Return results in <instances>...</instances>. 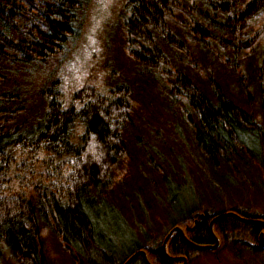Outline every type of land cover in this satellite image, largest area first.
Masks as SVG:
<instances>
[{
    "label": "trees",
    "instance_id": "1",
    "mask_svg": "<svg viewBox=\"0 0 264 264\" xmlns=\"http://www.w3.org/2000/svg\"><path fill=\"white\" fill-rule=\"evenodd\" d=\"M91 3L0 0V145L5 146L0 174H7L0 178V251L4 248L15 264H49L37 246L43 231L75 249L73 256L82 264H93L87 254L91 244L107 240L92 205L110 203L106 190L117 187L113 177L128 173L129 155L121 160L123 132L140 107L115 66L117 55L141 77L140 85L153 87L159 81L168 100L178 103L203 167L225 164L235 170L238 164L245 169L255 161L264 171V125L258 128L243 102L214 77L215 68H227L241 83L244 61L258 63L264 53V0H123L109 8L114 16L108 23L110 37L99 57L109 63L97 61L98 70L84 78L67 103L59 66L87 26ZM192 36L197 39L191 46L180 45L181 38ZM114 40L119 48L111 49ZM263 70L264 64L260 75ZM258 84L264 108V77ZM148 158L147 170L158 171L159 162ZM178 214L172 227L186 220L179 208ZM230 226L233 221L226 219L215 230L222 235ZM199 233H193L195 243L213 244L207 225ZM180 240L176 236L171 242L172 256L183 255ZM137 244L131 243L132 253L141 249ZM148 254L155 264H174L161 252Z\"/></svg>",
    "mask_w": 264,
    "mask_h": 264
},
{
    "label": "rangeland",
    "instance_id": "2",
    "mask_svg": "<svg viewBox=\"0 0 264 264\" xmlns=\"http://www.w3.org/2000/svg\"><path fill=\"white\" fill-rule=\"evenodd\" d=\"M122 2L123 0H92L87 26L77 42L69 47L67 56L62 58L59 66L60 90L67 103L72 91L79 88L84 78L92 71L98 70L96 62L100 60L102 50H106V39L110 37V33L107 32L108 23L114 17L109 8ZM114 46L115 48L111 49L119 48L116 40ZM261 48L264 52V46ZM117 57V70L122 76L126 74L130 83L129 92L133 95L134 101L140 103V107L137 111L134 110L132 126L123 132L126 153L121 152V155L130 157L128 173L124 178L113 177V183L117 187L112 192L106 190V195L112 194L110 203L101 204V201L96 199L98 201L92 205L95 208L94 221L101 225V222H105V231L110 237L106 241L104 239V242L90 245V251L87 253L91 257L89 263L104 264V258L109 256L111 264H125L137 254L138 260L134 258L130 264H146L138 258L140 257L138 253L144 251L148 262L155 264L148 252H161L164 255V248L168 256L179 259L178 262L170 261L174 264H183L182 257L186 259L184 264H264V252L258 253L250 249V246L257 244V235L252 230L253 227H248L249 224L241 223L233 217L227 218L233 221V226L222 235H218L215 228L217 223L223 220L213 224L211 231L220 243L217 249L201 251L190 248L183 237L181 238V234L175 233L187 249L183 255H171L169 248L176 236L169 238L164 244L168 234L180 229L188 241L195 243L193 238L196 236L193 233H196L191 228L194 221L200 220V214L203 212L207 213L204 222L210 236L209 228L213 217L221 212L264 222V171L259 170L261 163L255 161H251L245 169L237 163L235 170H230L232 166L225 164L220 166V169H215L211 165L203 167L196 160L195 146L186 128L183 127L178 103H171L168 100L159 81L153 87L140 85L138 79L141 77H137L131 66L123 64L126 61L121 56ZM100 61L105 64L108 59ZM256 62L258 63L244 61L240 74L245 79L241 83H236L237 77L236 81L232 80L227 68H215L214 77L225 92L232 91L236 94L235 97L243 102L245 111L249 112L257 127L262 128L264 108L258 79L260 76L264 77V70L261 75L259 74V69L264 64V53ZM56 65L57 62H54L52 67ZM32 74L40 75L37 72ZM198 84H201L208 93L204 81L199 80ZM242 89L250 93L251 98L243 95ZM230 98L233 99L232 96ZM143 151L147 152V156L142 153ZM148 155H152L153 160L159 162L160 171L147 170ZM171 155L177 156L178 159H170ZM124 159L125 157L121 160ZM166 189L174 195H169ZM170 197L181 204L168 206L167 199ZM103 205L112 209L113 212L109 213V216L102 215ZM178 206L188 207L189 210L200 207V212L195 211L196 213H192V219L172 227L171 220L179 218ZM234 208L237 210L231 212ZM255 226L261 228L257 229V234L264 229L262 226ZM43 232L42 235L48 237V232ZM97 235L98 233L95 239ZM48 238L49 247L46 255L50 260L49 264H82L74 257L75 249H66L52 233ZM131 243L133 245L138 243L141 249L132 253ZM97 247H101L99 251ZM77 250L80 254V249ZM0 264H15V260L4 248L0 251Z\"/></svg>",
    "mask_w": 264,
    "mask_h": 264
},
{
    "label": "bare ground",
    "instance_id": "3",
    "mask_svg": "<svg viewBox=\"0 0 264 264\" xmlns=\"http://www.w3.org/2000/svg\"><path fill=\"white\" fill-rule=\"evenodd\" d=\"M1 25H3L4 26V31H6L7 30V23H4L3 22V20H2V23H1ZM215 29H216V31H218L219 29L218 28H216V27H214ZM83 31H84V29L82 30V33H83ZM138 32V31H137ZM193 33L194 34H197L198 33V31H197V28H194L193 29ZM197 39V37H195V36H192L190 39H182L181 38V40H180V45H182V47H184V48H188L189 46H191L194 42H195V40ZM115 66H117V68H118V64H117V59H116V61H115ZM123 76L124 77H126V74H123ZM243 93L245 94V96L246 97H248V98H251V94L250 93H248V92H246L245 90H243ZM4 148H5V146H4V144H1L0 145V152L1 153H4L5 152V150H4ZM190 152H192V149H190L189 150ZM5 175H7L6 173H2V174H0V178H4L5 177ZM166 187H168L167 185H166ZM169 189V188H168ZM167 201H168V206H177L178 204H181L179 201H177V200H174L173 198L171 199V197L169 198V199H167ZM102 204V203H101ZM103 207V211H101L102 212V215L103 216H109V213H111V212H113L112 211V209L110 208V207H108L107 205H103L102 206ZM179 207V206H178ZM199 208L200 207H196V212L198 213V212H200V210H199ZM179 209H181V213H182V215L186 218V220L187 221H189L190 219H192V215L194 214V213H196L195 211H192V210H189L190 208H184V207H182V208H180L179 207ZM86 211V210H85ZM103 212H104V214H103ZM231 212H234V211H232L231 210ZM193 213V214H192ZM206 214L207 213H202V214H200V221H194L193 222V226H192V230H194V232L196 233V234H199V231L204 227V225H202L203 224V222L206 220ZM223 215H225V213L224 212H221V213H219L217 216H223ZM216 217V216H215ZM226 219L227 218H222L221 220H223V221H226ZM185 220V221H186ZM220 221V220H219ZM104 224H105V222H102V225L100 224V229L101 230H99V229H95V232L97 233L98 232V230L99 231H101V232H103V231H105V226H104ZM94 231H92L90 234L92 235V234H94L95 233ZM106 232V231H105ZM106 236H105V238L106 239H109L108 237H110V236H108L109 234L106 232ZM89 235V234H88ZM41 238L39 239V238H37V246L38 247H40V248H42L45 252L47 251V247H49L48 245H49V238L47 237V236H44V235H41L40 236ZM102 238H104V237H102ZM170 239H171V237H170ZM104 240V239H103ZM105 241V240H104ZM181 242V241H180ZM182 244H183V242H181ZM181 243H179L178 244V246H180L181 245ZM187 249V248H186ZM250 249L251 250H253V251H259L260 249L259 248H257L255 245L254 246H250ZM146 250V249H145ZM144 252V251H143ZM139 253H142V251H140ZM138 253V255L140 256V257H138V258H141L142 259V261L144 262V257H143V255H141V254H139ZM145 253V252H144ZM146 255V254H145ZM83 256V255H82ZM81 256V257H82ZM88 256H89V254H88ZM137 257V256H136ZM135 257V258H136ZM146 257H147V255H146ZM89 258H91V257H89ZM182 258H184V257H182ZM137 259V258H136ZM138 260V259H137ZM90 261H91V259H90ZM111 258L109 257V256H106L105 258H104V264H111ZM83 263V262H82Z\"/></svg>",
    "mask_w": 264,
    "mask_h": 264
},
{
    "label": "water",
    "instance_id": "4",
    "mask_svg": "<svg viewBox=\"0 0 264 264\" xmlns=\"http://www.w3.org/2000/svg\"><path fill=\"white\" fill-rule=\"evenodd\" d=\"M228 217H233V218H235V220H237V221H239V222H241V223H244V224L258 225V226H262V227L264 228V222H262V221H259V220H253V219H249V218H243V217L238 216L237 214H234V213H228V214H225V215H223V216H216L215 218H213V220H212V222H211V224H210V228H209V230L211 231L212 226H213V224H214L215 222L221 220L222 218H228ZM174 232L180 233V234H181V238L183 237L184 242H185L190 248H193V249H196V250H201V251H203V250H214V249L218 248V246H219V240H218V238L213 234L212 231H211L210 233H211V236H212L213 244H212V245H206V246H203V245L195 244V243H193V242H191V241H188V240L184 237V235H183V233H182V230H180V229H176V230L170 232V233L168 234V236L166 237L164 244H165L166 241H167V240L173 235ZM259 241H260V243H261L262 245H264V235H263V234H260V236H259ZM163 251H164V256H165L168 260L178 262V260H179L178 258H171L170 256H168V254L166 253V251H165L164 248H163ZM139 254L143 255V257H144V262H145L146 264H150V263L148 262L147 257H146V255H145L144 252L139 253ZM136 256H137V254H135L133 257H131V258H130L125 264H130ZM181 260L183 261V264L186 262V259H185V258H182Z\"/></svg>",
    "mask_w": 264,
    "mask_h": 264
},
{
    "label": "flooded vegetation",
    "instance_id": "5",
    "mask_svg": "<svg viewBox=\"0 0 264 264\" xmlns=\"http://www.w3.org/2000/svg\"><path fill=\"white\" fill-rule=\"evenodd\" d=\"M202 225H204V226H205V225H206V223H205V222H203V224H202ZM201 230H202V229H201ZM260 248H261V249L258 251V253H259L260 251H261V252H262V251L264 252V248H263V249H262V247H260ZM152 252H153V251H152ZM260 254H262V253H260ZM263 255H264V254H263Z\"/></svg>",
    "mask_w": 264,
    "mask_h": 264
}]
</instances>
